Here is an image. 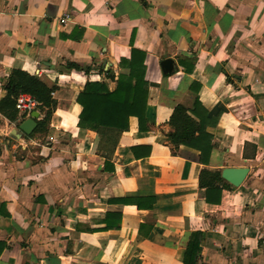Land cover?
I'll return each mask as SVG.
<instances>
[{"label": "crops", "instance_id": "1", "mask_svg": "<svg viewBox=\"0 0 264 264\" xmlns=\"http://www.w3.org/2000/svg\"><path fill=\"white\" fill-rule=\"evenodd\" d=\"M132 50L147 129L131 117L108 145L77 127L76 97L113 91ZM15 72L53 108L28 136L0 113V264H264V0H0V102ZM195 85L219 114L205 165L167 139ZM225 168L248 173L232 187Z\"/></svg>", "mask_w": 264, "mask_h": 264}, {"label": "trees", "instance_id": "2", "mask_svg": "<svg viewBox=\"0 0 264 264\" xmlns=\"http://www.w3.org/2000/svg\"><path fill=\"white\" fill-rule=\"evenodd\" d=\"M144 58L143 53L132 50L128 61L121 60V66H126L129 73L127 76L120 75L116 78V88L113 91H109L104 83H85L76 97V103L80 107L78 128L99 133L108 145L114 143L119 135L127 130L128 120L131 117L137 119L139 131H146L148 84L145 81ZM194 89L195 96L190 107L177 105L174 108L169 119L172 132L168 134L167 139L173 149L182 145L198 151L200 163L205 165L213 146L212 136L206 132V129L215 127L219 114L210 115L205 111L196 95L198 86L195 85ZM19 93H27L33 97L38 103V110L44 112L43 119L37 122L38 128L46 124L53 108L51 89L37 78L21 72L13 73L7 95L0 102V113L11 120L17 117L14 103ZM106 147L103 146V149L105 150ZM218 178V175H213L214 181ZM196 250V244L189 243L187 254H194ZM185 263L187 264L186 260Z\"/></svg>", "mask_w": 264, "mask_h": 264}, {"label": "water", "instance_id": "3", "mask_svg": "<svg viewBox=\"0 0 264 264\" xmlns=\"http://www.w3.org/2000/svg\"><path fill=\"white\" fill-rule=\"evenodd\" d=\"M160 68L163 74L171 73L173 71L172 61L169 59L163 60L160 63ZM37 118L38 113L33 112L30 115V118H27L18 124L17 130L26 136L30 135L37 127L35 122ZM247 173L248 169L246 168H225L221 170L220 178L232 187H238L245 179Z\"/></svg>", "mask_w": 264, "mask_h": 264}, {"label": "built area", "instance_id": "4", "mask_svg": "<svg viewBox=\"0 0 264 264\" xmlns=\"http://www.w3.org/2000/svg\"><path fill=\"white\" fill-rule=\"evenodd\" d=\"M14 108L21 121L30 118L33 112L38 111V103L27 93H19L15 98Z\"/></svg>", "mask_w": 264, "mask_h": 264}]
</instances>
